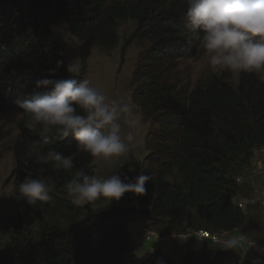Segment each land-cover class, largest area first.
Wrapping results in <instances>:
<instances>
[{"label":"trees","instance_id":"1","mask_svg":"<svg viewBox=\"0 0 264 264\" xmlns=\"http://www.w3.org/2000/svg\"><path fill=\"white\" fill-rule=\"evenodd\" d=\"M186 7L187 0H0V113L20 116L11 147L15 214L6 240H0V264H176L160 250L135 255L129 229L113 210L74 204L63 185L81 168L94 175L93 158L79 152L71 136L43 145L26 127L14 101L43 91L34 87L37 79L70 76L54 25L109 51L118 45L120 24L135 23L123 48L131 41L141 47L131 99L147 125V154L126 171L135 177L143 170L151 177L147 194L136 197L154 232L160 238L198 230L221 236L248 227L249 239L264 247V207L235 204L249 198L252 187L240 180L254 152L264 149V83L249 74L238 83L225 74L193 84L183 78L181 61L196 57L201 47L195 39L188 42ZM57 60L63 61L58 69ZM50 69H56L54 75ZM50 148L77 152L75 168L67 172L39 163L36 154ZM25 177L51 178V201L27 205L18 192ZM185 246L178 264L236 256L197 237H189Z\"/></svg>","mask_w":264,"mask_h":264},{"label":"clouds","instance_id":"2","mask_svg":"<svg viewBox=\"0 0 264 264\" xmlns=\"http://www.w3.org/2000/svg\"><path fill=\"white\" fill-rule=\"evenodd\" d=\"M185 17L188 42L195 39L200 44L210 70L228 73L234 83L242 74L254 75L264 83V0H187ZM62 65V60L56 61L57 69ZM55 71L50 69L49 75ZM66 71L69 78L37 79L34 87L43 91L14 101L26 117V127L36 132L43 145L71 136L79 152L89 154L110 170L106 176L98 177L78 169L63 190L76 205L101 198L108 203L119 201L125 193L147 194L146 183L151 177L143 170L131 178L112 170L113 160L134 146L142 115L130 102L109 99L89 79H79V58H74ZM76 157L77 152L65 155L51 148L36 154L39 163H51L56 170L67 172L75 168ZM54 189L55 182L45 177H25L18 186L21 198L32 207L51 201ZM218 243L222 250H234L241 242L240 238L226 237ZM250 247L264 256V247L255 242ZM253 264H264V259L257 256Z\"/></svg>","mask_w":264,"mask_h":264},{"label":"rangeland","instance_id":"3","mask_svg":"<svg viewBox=\"0 0 264 264\" xmlns=\"http://www.w3.org/2000/svg\"><path fill=\"white\" fill-rule=\"evenodd\" d=\"M134 28L135 23L132 21L120 24L118 28V45L109 51H104L89 45L81 39L71 36L65 26H52L55 41L62 54H64L70 62L74 58L80 59L81 72L79 77L81 79H89L92 85L98 87L109 99L117 98L130 102L134 110L140 114L138 107L131 99L133 90L131 76L141 47L136 41H131L123 48L124 43L128 41ZM179 73L183 78L188 76L192 84L195 83L196 80L205 78L210 74H225L228 78H231L228 73L215 72L207 67L206 55L202 47H200L196 57L181 61ZM19 119L20 116L17 114L0 113V240L2 241L6 240V233L11 230L15 214L14 183L10 177L14 167L11 147L17 134V123ZM125 131H127V129H125ZM146 131L147 125L142 122L135 131L134 146L130 148V151L126 155L113 160L112 170L117 169V174H123L131 178L126 171V167L136 162H141L146 156L147 151L144 147ZM92 166L94 175L98 177H104L109 174L110 170L94 158ZM249 184L252 188L254 187L253 183ZM251 194L252 190L250 196ZM239 203L238 206H240V208L248 206L243 200ZM84 205L92 209L101 208L113 210V213L118 216V219L123 220L128 227L131 234L129 239L130 248L132 252L139 257L162 248L164 253L160 251L170 258L172 262L178 264L186 255V246H184L185 240L187 241L189 237H196L195 232L188 231L185 235L177 236L180 238L169 240L162 245L158 238L159 236L154 232L147 219L141 213V206L138 203L137 197L133 196L132 193H125L119 201L108 203L107 200L101 198L100 200L82 204L81 206ZM247 208H249V206ZM262 210L264 212V209ZM250 232L251 231H249L247 227V230L242 229L239 230L238 233L253 239ZM212 236L216 237V239L230 237L226 234ZM151 239L153 241H151ZM165 244H167V246ZM222 252L224 253L225 250H222ZM227 253L231 252L228 251ZM257 253L261 256L259 252ZM251 254L254 256L256 255L254 252ZM247 259L250 261L249 264H253L254 259ZM219 260L223 261V258H219ZM215 262L216 257L210 260V264Z\"/></svg>","mask_w":264,"mask_h":264},{"label":"crops","instance_id":"4","mask_svg":"<svg viewBox=\"0 0 264 264\" xmlns=\"http://www.w3.org/2000/svg\"><path fill=\"white\" fill-rule=\"evenodd\" d=\"M240 181L247 182V183H255L257 187H259L260 190L264 191V149L258 150L254 153V156L251 161V165L244 171ZM241 200L242 199L237 200L236 205H239L240 204L239 202ZM231 235H234V233H231L228 236H231ZM158 238L160 239V242L163 245V243H167L169 240H174L180 237L170 236V237H165V238H160V237ZM151 241L153 240L151 239ZM153 243H157V242H153ZM185 244H186V240L184 242V246ZM165 245L167 246V244ZM159 249L163 252L162 248H159ZM234 251L236 253L235 258L228 259V260L223 259V261H220L219 257H216V262L213 264H249L250 261L241 260L244 254L240 250L234 249ZM257 252H258L257 249L254 250V253L257 256H260ZM256 255L254 256V258L257 257ZM260 257L261 259H264V256L261 255Z\"/></svg>","mask_w":264,"mask_h":264},{"label":"built area","instance_id":"5","mask_svg":"<svg viewBox=\"0 0 264 264\" xmlns=\"http://www.w3.org/2000/svg\"><path fill=\"white\" fill-rule=\"evenodd\" d=\"M255 153V152H254ZM254 187L252 188V194L249 198H242L246 205H259L264 207V191L260 190L259 187L255 183ZM195 236L199 240H207L212 243H218L222 239H216V237L210 236L208 231L205 230H198L195 232ZM230 237H237L240 238V246L236 249L240 250L247 258L254 259V255L251 253L255 250L254 247H250L254 241L247 238L242 234L233 235Z\"/></svg>","mask_w":264,"mask_h":264}]
</instances>
